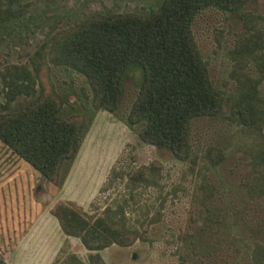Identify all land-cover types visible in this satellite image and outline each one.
<instances>
[{"label": "rangeland", "instance_id": "1", "mask_svg": "<svg viewBox=\"0 0 264 264\" xmlns=\"http://www.w3.org/2000/svg\"><path fill=\"white\" fill-rule=\"evenodd\" d=\"M158 2L14 0L17 13L0 39V71L29 67L36 92L18 96L14 105L43 88L61 102L65 117L84 115L87 130L58 184L0 141V256L6 264H61L71 254L83 264H264V0L233 12L209 7L192 22L223 102L218 113L192 120L187 160L143 142L139 126L128 125L139 72L124 79L119 108L109 112L93 105L87 77L55 56L58 37L87 17L143 13ZM13 4L0 0L2 10ZM243 97L258 109L253 127L240 116ZM61 204L86 216L121 204L143 236L90 252L63 232L54 214Z\"/></svg>", "mask_w": 264, "mask_h": 264}, {"label": "trees", "instance_id": "2", "mask_svg": "<svg viewBox=\"0 0 264 264\" xmlns=\"http://www.w3.org/2000/svg\"><path fill=\"white\" fill-rule=\"evenodd\" d=\"M248 1L159 0L155 8L143 13L94 14L58 37L55 56L87 77L93 105L109 112L119 108L124 79L139 72L140 86L126 116L128 125L139 126L143 142L187 160L192 120L218 113L223 102L195 42L192 22L203 9L233 12ZM14 6L0 8V39L6 22L17 13ZM32 64L37 71L34 61ZM0 83V94H5V101L0 98V141L48 181L58 184L64 164L76 157L87 130L84 115L65 117L61 102L43 88L29 102L14 105L18 96L36 93L32 71L25 65L4 67ZM242 100L245 111L239 114L253 127L258 109L250 99ZM260 159H264V148ZM54 214L63 232L79 238L90 252L112 244L126 245L143 236L138 225L129 222L121 204L108 205L94 216L61 204ZM0 264H6L1 256ZM61 264L83 263L71 254Z\"/></svg>", "mask_w": 264, "mask_h": 264}]
</instances>
